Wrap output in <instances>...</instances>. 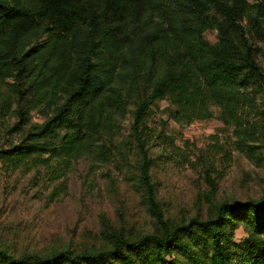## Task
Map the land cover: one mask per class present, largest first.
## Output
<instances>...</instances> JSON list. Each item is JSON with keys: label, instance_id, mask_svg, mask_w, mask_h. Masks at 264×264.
I'll use <instances>...</instances> for the list:
<instances>
[{"label": "trees", "instance_id": "trees-1", "mask_svg": "<svg viewBox=\"0 0 264 264\" xmlns=\"http://www.w3.org/2000/svg\"><path fill=\"white\" fill-rule=\"evenodd\" d=\"M262 45L264 0H0V167L55 182L81 161L132 166L119 171L152 219L136 237L105 224L97 247L0 245V264H264V191L212 204L206 172L208 216L166 218L148 145L173 142L146 124L163 100L181 125L215 108L220 123L235 126L239 148L263 163L264 124L241 123L246 108L264 117Z\"/></svg>", "mask_w": 264, "mask_h": 264}, {"label": "rangeland", "instance_id": "rangeland-1", "mask_svg": "<svg viewBox=\"0 0 264 264\" xmlns=\"http://www.w3.org/2000/svg\"><path fill=\"white\" fill-rule=\"evenodd\" d=\"M204 37L211 44L216 42L214 31ZM258 61L264 70V45ZM169 107L166 100L157 102L146 123L173 142L166 150L159 141L148 145L152 179L166 218L178 221L208 216L206 172L216 184L212 204L262 195L264 162L251 160L239 148L234 125L220 123L215 108L213 117L181 125L167 116ZM241 119L242 125L253 128L264 124L256 108L244 109ZM128 127L129 118L123 123L122 136H127ZM119 170L131 173L133 167L110 164L89 169L81 161L55 182L43 171L0 167V245L18 253L47 252L60 247H97L105 224L130 237L151 230L152 219L141 193ZM245 236L238 228L234 240L240 242Z\"/></svg>", "mask_w": 264, "mask_h": 264}, {"label": "built area", "instance_id": "built-area-1", "mask_svg": "<svg viewBox=\"0 0 264 264\" xmlns=\"http://www.w3.org/2000/svg\"><path fill=\"white\" fill-rule=\"evenodd\" d=\"M185 125H187V126H188V125H190V124H185Z\"/></svg>", "mask_w": 264, "mask_h": 264}]
</instances>
